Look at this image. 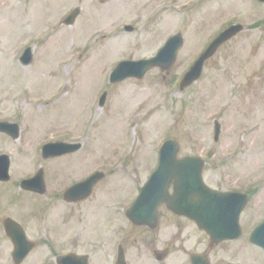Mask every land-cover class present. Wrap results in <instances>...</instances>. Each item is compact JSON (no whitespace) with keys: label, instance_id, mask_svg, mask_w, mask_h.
Returning <instances> with one entry per match:
<instances>
[{"label":"rangeland","instance_id":"obj_1","mask_svg":"<svg viewBox=\"0 0 264 264\" xmlns=\"http://www.w3.org/2000/svg\"><path fill=\"white\" fill-rule=\"evenodd\" d=\"M77 7L74 23L65 24ZM234 23L245 29L207 60L197 82L181 90L180 78L197 55ZM126 25L133 28L125 30ZM179 32L185 42L169 69L109 83L121 60L153 56ZM27 46L33 60L23 64ZM104 90L108 96L100 106ZM1 116L21 121L23 157L47 140H84L82 153L56 158L51 166L60 184L91 169L106 171L89 196L88 213L117 193L126 201L121 205L132 202L155 169L160 144L172 137L182 154L206 159L209 185L254 192L243 221L246 229L254 227L264 216V2L0 0ZM215 121L221 123L218 141ZM6 150L0 145V152ZM20 166L29 165L24 159ZM86 220L83 251L92 253L90 264L110 260L111 241L102 247L99 222L89 214ZM65 235L61 231L58 239ZM42 236L36 229L34 237L44 241ZM234 245L255 264H264V251L242 240ZM62 247L57 251H65ZM53 254L41 253L37 262L54 264L59 253ZM146 254L131 246V264L140 256V264H148Z\"/></svg>","mask_w":264,"mask_h":264},{"label":"flooded vegetation","instance_id":"obj_2","mask_svg":"<svg viewBox=\"0 0 264 264\" xmlns=\"http://www.w3.org/2000/svg\"><path fill=\"white\" fill-rule=\"evenodd\" d=\"M0 121L18 124L17 138L10 133L0 132V145L6 144L7 149L0 154L7 153L10 157L8 175L0 179V264H16L13 260L15 247L7 232L10 220L24 228L27 238L35 246L19 264H39L37 262L40 261L39 255L50 252L59 253L54 256V264H57L56 258L60 255H67L81 262L86 258L90 264L92 253L83 251L86 244L88 214L97 224L99 222L100 238L103 243L106 240L111 241L107 248V252L111 251L110 260L103 257L99 260L100 264H118L122 253L127 264H131L129 255L131 246H135L139 253L147 252L145 262L148 264H255L250 257L239 253L237 246L234 245V242L239 240L249 242L260 251H264L261 245L251 241L253 232L261 226L263 227L258 231V235L264 236V216L254 227L246 229L243 226L246 209L253 196L248 190L222 189L209 185L223 192L239 191L249 195V200L246 199L247 205L241 211L236 225L233 223V229L230 232V234L239 232L240 235L219 243H216L210 233L202 230L192 218L175 213L164 203L158 207L157 214L153 210L148 214L150 222L148 225H137L129 218L128 211L131 210L134 200L121 205L126 201L120 197V193L111 200L102 201L91 207L88 213L90 198L86 197L88 192L83 186V181L93 171H103L107 174L106 171L100 167L91 169L87 174L79 177L81 178L79 180L60 184L55 181L51 161L59 157L66 158L67 155L70 157L72 153L44 158L41 152L36 150L32 151L30 157H23L20 153L24 142L21 121L17 117L7 116H1ZM63 140L74 142L65 137ZM21 141L22 144L18 145ZM83 149L84 146H81L76 152L82 153ZM184 155L186 154L181 153L180 157ZM24 159L29 165L26 168L20 166L23 165ZM21 168L24 172H21ZM32 178L33 184H28L27 188L22 185L24 180ZM100 182L95 185L91 196L97 191ZM170 190L173 192V187ZM242 199L241 196L234 198L236 204L234 202L232 216L239 212ZM104 214H106L105 221ZM52 220L57 221L51 222ZM36 229L43 230L44 241H41V237H34ZM104 230L108 234L103 233ZM61 231L66 235L58 239ZM141 232L142 235H140ZM102 241L101 246L104 247L105 243L103 244ZM62 243L65 251L62 249V252H58V248H63ZM140 258L141 256L138 264H140Z\"/></svg>","mask_w":264,"mask_h":264},{"label":"water","instance_id":"obj_3","mask_svg":"<svg viewBox=\"0 0 264 264\" xmlns=\"http://www.w3.org/2000/svg\"><path fill=\"white\" fill-rule=\"evenodd\" d=\"M259 1L264 2V0ZM78 13L79 8L74 9L65 23L73 24ZM127 29L131 30L132 28L128 27ZM244 29V25L234 24L224 30L186 73L181 89L183 90L196 82L202 75L205 62L217 52L222 44ZM182 45L183 37L179 33L172 36L155 57L126 60L119 63L111 74V82L118 83L128 78L142 79L148 71L156 67L163 71L169 69L175 62ZM31 59L32 49L28 48L22 57V61L28 64ZM105 98L106 93L102 97V104ZM0 131H11L16 134L17 128L13 124L0 122ZM219 134L220 124L217 122L216 139H218ZM78 147L68 143L49 144L43 148V153L45 157H52L74 151ZM179 151L180 145L174 138H169L162 144L159 153V166L143 187L137 201L129 211V216L137 224H147L149 221L146 214H150L152 210L156 212L160 204L166 203L173 211L193 218L201 228L209 231L216 241L234 237L230 234V231L233 228V223L236 225L239 212L246 201V196L211 190L203 180V159L191 155L178 158ZM0 166H4L2 157H0ZM6 167H8L7 164ZM6 174V168L0 170V177ZM100 176L101 174L94 175L83 183V186L87 188L88 195L91 194L93 186ZM30 182L26 181L24 185ZM172 185H174V193L171 195L169 189ZM236 196H241L243 199L239 212L232 216L234 202L236 204L234 200ZM8 234L16 244L14 259L19 262L30 249L29 247L27 248L24 240V232L17 224L9 223ZM251 239L264 247V236H259L258 230L253 233ZM58 263L88 264L86 259L81 262L78 259H71L67 256L60 257ZM118 264H126L124 255H121Z\"/></svg>","mask_w":264,"mask_h":264}]
</instances>
